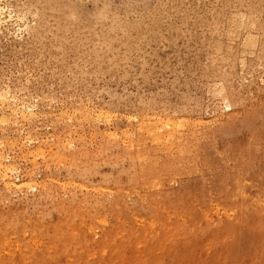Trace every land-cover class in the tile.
<instances>
[{"label": "rangeland", "instance_id": "obj_1", "mask_svg": "<svg viewBox=\"0 0 264 264\" xmlns=\"http://www.w3.org/2000/svg\"><path fill=\"white\" fill-rule=\"evenodd\" d=\"M0 264H264V0H0Z\"/></svg>", "mask_w": 264, "mask_h": 264}, {"label": "bare ground", "instance_id": "obj_2", "mask_svg": "<svg viewBox=\"0 0 264 264\" xmlns=\"http://www.w3.org/2000/svg\"><path fill=\"white\" fill-rule=\"evenodd\" d=\"M217 59V58H216ZM149 208V207H148ZM211 231V230H210ZM191 248V247H190Z\"/></svg>", "mask_w": 264, "mask_h": 264}]
</instances>
